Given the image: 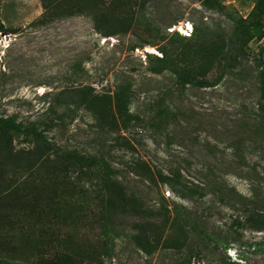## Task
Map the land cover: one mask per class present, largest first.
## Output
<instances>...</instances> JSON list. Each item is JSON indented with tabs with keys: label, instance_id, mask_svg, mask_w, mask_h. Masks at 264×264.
<instances>
[{
	"label": "rangeland",
	"instance_id": "374dc122",
	"mask_svg": "<svg viewBox=\"0 0 264 264\" xmlns=\"http://www.w3.org/2000/svg\"><path fill=\"white\" fill-rule=\"evenodd\" d=\"M256 2L124 0L131 26L105 38L89 13L39 22L40 0H0V120L17 127L0 130V189L71 197L58 212L74 218L45 225L55 237L36 251L18 247L11 263L35 252L26 264H56L66 244L77 254L70 264H236L229 247L245 264H264V228L251 222L264 215V15L249 19ZM218 44L221 57L201 77L210 67L203 56L213 60ZM87 89L124 91L133 120L124 127L112 101L109 113L97 104L98 116L80 103ZM71 154L97 166L79 170Z\"/></svg>",
	"mask_w": 264,
	"mask_h": 264
},
{
	"label": "trees",
	"instance_id": "16d2710c",
	"mask_svg": "<svg viewBox=\"0 0 264 264\" xmlns=\"http://www.w3.org/2000/svg\"><path fill=\"white\" fill-rule=\"evenodd\" d=\"M76 0H40L42 7V15L39 18V22L52 21L57 18L63 16H72L76 13H89L93 17L94 30L99 34L104 36L105 38H109L112 36H116L117 34H126L131 26V19L125 13H120V8L124 6V0H110L106 2L105 0H80L82 3L81 6L74 5ZM105 13L106 18L100 19ZM264 15V0H257L251 14L249 15V19H255L259 16ZM106 25L105 29H102L101 25ZM6 32L2 23L0 22V33ZM13 32V31H12ZM242 40L244 43L247 42V34L242 36ZM134 50V47L131 49ZM224 51V47L221 44H218L216 49L214 50L213 60L208 56H203L205 59H209L208 61L209 68L205 70L201 77L205 76V74L213 67L214 62L218 60L222 52ZM162 64H165V60L160 61ZM162 72V68L158 67L153 69L152 73L159 74ZM192 77H196L197 74H191ZM260 94H261V102L259 104V109L261 112H264V75L260 74ZM188 82L192 80H196L194 78L186 79ZM200 86H213L208 82L199 83ZM85 90L82 89V92ZM104 96H96L93 95L90 89H87L86 94H80L79 100L80 103H86L88 106L92 107L96 110L98 116L101 114L99 110V105L102 104L105 108L108 107V113L111 111V101L114 104V110L118 112L119 115H123L122 125L126 127L132 120L133 117L127 115V95L122 90H117L113 96L105 97ZM108 100V101H107ZM107 101V103H106ZM163 112H161L162 114ZM111 116V115H109ZM115 124V123H114ZM116 126V124H115ZM17 128L14 125L13 120H0V130L5 129H14ZM32 132H35L32 129ZM67 157L71 160L74 167L79 170H83L84 168L96 167V163L94 161H89L87 164L85 161L76 156V155H67ZM57 183V182H56ZM58 184V183H57ZM65 184H68L67 181L62 183V186L65 187ZM59 185V184H58ZM8 185L4 188L0 189V250H5L9 252L7 258L0 256V264H13L10 261H16L18 257V247H30L33 251L37 250L38 245H43V238L49 236L48 238L53 239L55 236H52L51 230L46 231L45 225L51 223L53 225H63L68 224L70 221L71 215L69 213L63 216L58 211L61 206L66 202V204L71 203V197L57 195L58 193H54L53 197L51 194H42L38 191L42 190L44 192L45 186L40 183L36 191L38 192L36 196L25 195L24 197H18V193L20 192L19 186ZM66 188V187H65ZM30 197H35L36 199L33 201ZM20 198V199H19ZM7 199V202L4 204V201ZM111 199L107 202V208L110 209ZM55 206V209L51 211L49 207ZM4 208V210H2ZM106 211V210H105ZM18 212V215L15 217L14 213ZM53 216V218H52ZM255 226V229L264 228V215L257 214L255 218L251 221ZM74 223V218H72V222ZM39 229V236H36L34 230ZM40 237V238H38ZM70 239V238H69ZM66 239L63 241L66 243L69 241ZM46 241V240H44ZM47 242V241H46ZM148 244L150 243L147 240ZM60 246V245H59ZM62 246V245H61ZM60 246V247H61ZM139 246V250L144 251V247L142 245ZM73 246L63 244L62 249L59 250L58 255L55 259L56 264H70V260L77 256L74 252ZM11 252V253H10ZM145 252V251H144ZM16 253V255H15ZM35 257V252L28 254L26 257H22L20 259L19 264H26L30 261V258Z\"/></svg>",
	"mask_w": 264,
	"mask_h": 264
},
{
	"label": "built area",
	"instance_id": "2783aa9c",
	"mask_svg": "<svg viewBox=\"0 0 264 264\" xmlns=\"http://www.w3.org/2000/svg\"><path fill=\"white\" fill-rule=\"evenodd\" d=\"M186 30L187 31H191V27L188 25L186 26ZM184 30V33L187 34V31ZM179 31H181L179 29ZM171 32V31H170ZM114 40V39H113ZM261 69V68H260ZM226 251V257L228 259V261L230 262H234L236 264H245V262L241 259V257L239 256V250L237 249V247H229Z\"/></svg>",
	"mask_w": 264,
	"mask_h": 264
},
{
	"label": "clouds",
	"instance_id": "9594fccd",
	"mask_svg": "<svg viewBox=\"0 0 264 264\" xmlns=\"http://www.w3.org/2000/svg\"><path fill=\"white\" fill-rule=\"evenodd\" d=\"M188 25L191 27L190 24H187L186 26H188ZM186 26H185V29H186ZM180 28H181V27H178V28H177V31H178V32H181V31H179ZM181 29H182V28H181ZM173 31H174V30H172L171 32H173ZM186 31H187V30H186ZM191 31H192V29H191ZM191 31H187L188 33H187V34L184 33L183 35H185V36H188V35H189V36H190L189 33H191ZM110 39H111V38H110ZM148 54H150V53H148Z\"/></svg>",
	"mask_w": 264,
	"mask_h": 264
}]
</instances>
